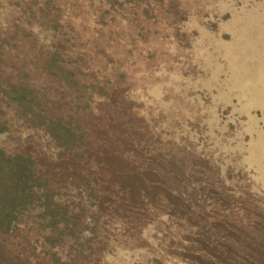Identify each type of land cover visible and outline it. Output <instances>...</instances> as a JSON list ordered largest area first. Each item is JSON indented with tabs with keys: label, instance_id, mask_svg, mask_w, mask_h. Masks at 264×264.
<instances>
[{
	"label": "rangeland",
	"instance_id": "obj_1",
	"mask_svg": "<svg viewBox=\"0 0 264 264\" xmlns=\"http://www.w3.org/2000/svg\"><path fill=\"white\" fill-rule=\"evenodd\" d=\"M5 78L84 146L2 103L68 226L30 209L0 264H264V0H0Z\"/></svg>",
	"mask_w": 264,
	"mask_h": 264
},
{
	"label": "trees",
	"instance_id": "obj_2",
	"mask_svg": "<svg viewBox=\"0 0 264 264\" xmlns=\"http://www.w3.org/2000/svg\"><path fill=\"white\" fill-rule=\"evenodd\" d=\"M45 5L44 7H47L48 4ZM69 74L74 75L70 72ZM5 79L7 81H0V110L4 108L2 103L15 106L32 123V129L45 131L54 146L58 150H64L68 155L83 148L84 144L81 140L84 133L78 131L79 128L72 120L67 122V117L62 114L48 117L42 108L38 90L36 92L23 83L14 84L10 78ZM6 114L7 112L4 111V116ZM10 126V119L1 118L0 115V137L12 135ZM46 187L44 174H40V169L32 155L12 151L9 145L0 143V232L11 239L19 229L23 228L21 219L24 213L36 208L40 209L44 219L50 221L48 227L51 233L61 224L66 230L68 211L59 212L60 205L56 202L60 200L61 194L51 195Z\"/></svg>",
	"mask_w": 264,
	"mask_h": 264
},
{
	"label": "bare ground",
	"instance_id": "obj_3",
	"mask_svg": "<svg viewBox=\"0 0 264 264\" xmlns=\"http://www.w3.org/2000/svg\"><path fill=\"white\" fill-rule=\"evenodd\" d=\"M149 226V225H148ZM151 227V226H150ZM152 229V228H151ZM149 230V229H148Z\"/></svg>",
	"mask_w": 264,
	"mask_h": 264
}]
</instances>
